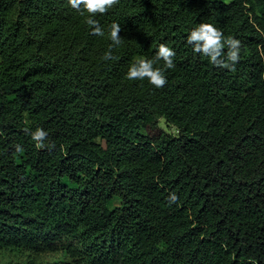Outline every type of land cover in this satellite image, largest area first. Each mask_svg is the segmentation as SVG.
<instances>
[{
	"label": "trees",
	"instance_id": "16d2710c",
	"mask_svg": "<svg viewBox=\"0 0 264 264\" xmlns=\"http://www.w3.org/2000/svg\"><path fill=\"white\" fill-rule=\"evenodd\" d=\"M86 15L0 0V252L264 264V0H118L96 14L102 37ZM205 22L241 42L234 69L186 43ZM160 44L176 52L164 87L127 79Z\"/></svg>",
	"mask_w": 264,
	"mask_h": 264
},
{
	"label": "clouds",
	"instance_id": "9594fccd",
	"mask_svg": "<svg viewBox=\"0 0 264 264\" xmlns=\"http://www.w3.org/2000/svg\"><path fill=\"white\" fill-rule=\"evenodd\" d=\"M68 3L81 15L86 13L85 22L90 26L91 34L102 37L105 35V31L96 19V14L107 12L118 3V0H68ZM120 30L121 25L119 23L111 26L109 30L111 43L108 50L103 54V60L115 59L112 49L119 47L122 43ZM186 43L192 47L194 53L206 57L216 67L231 70L239 61L241 42L235 37H225L224 33L212 23H200L190 29L186 36ZM175 56L176 52L173 48L166 44H160L154 59H137L128 68L126 77L129 80H144L146 78L155 88H163L167 83L165 70L175 67ZM158 61H163L162 67L154 66ZM25 131L39 146H43L48 138V132L40 127L35 130L25 129ZM176 200L175 193L169 195L170 204Z\"/></svg>",
	"mask_w": 264,
	"mask_h": 264
},
{
	"label": "rangeland",
	"instance_id": "374dc122",
	"mask_svg": "<svg viewBox=\"0 0 264 264\" xmlns=\"http://www.w3.org/2000/svg\"><path fill=\"white\" fill-rule=\"evenodd\" d=\"M225 2L230 0H223ZM159 125L161 128L167 132H172V128L164 122L163 119H160ZM119 204V200L115 198L112 205ZM59 257H63L60 254L45 253L40 255H26L24 253H1L0 252V264H56V260H59ZM62 261H65L67 264H74L71 259L62 258Z\"/></svg>",
	"mask_w": 264,
	"mask_h": 264
}]
</instances>
